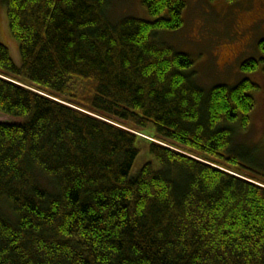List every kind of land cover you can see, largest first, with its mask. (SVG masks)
<instances>
[{
	"label": "trees",
	"instance_id": "1",
	"mask_svg": "<svg viewBox=\"0 0 264 264\" xmlns=\"http://www.w3.org/2000/svg\"><path fill=\"white\" fill-rule=\"evenodd\" d=\"M108 1L5 0L0 264H264V162L234 135L260 86L205 89L158 38L188 0L117 23Z\"/></svg>",
	"mask_w": 264,
	"mask_h": 264
},
{
	"label": "rangeland",
	"instance_id": "2",
	"mask_svg": "<svg viewBox=\"0 0 264 264\" xmlns=\"http://www.w3.org/2000/svg\"><path fill=\"white\" fill-rule=\"evenodd\" d=\"M106 14L112 23L126 17L154 21L142 0H109ZM158 38L192 57L194 64L190 71L196 83L205 89L218 84L233 86L244 79L260 86L252 92L256 106L249 127L244 130L235 125L234 135L238 136L235 140L237 148L245 147L263 163L264 64L250 72L243 70V64L249 59L264 57L259 48L260 41L264 40V0H188L184 26L175 31H159ZM0 41L9 48L15 63L21 66L19 47L10 33L5 0H0ZM142 146L137 167L140 162H145L148 151L147 145Z\"/></svg>",
	"mask_w": 264,
	"mask_h": 264
}]
</instances>
